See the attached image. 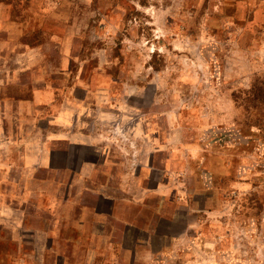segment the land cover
<instances>
[{
    "label": "rangeland",
    "instance_id": "obj_1",
    "mask_svg": "<svg viewBox=\"0 0 264 264\" xmlns=\"http://www.w3.org/2000/svg\"><path fill=\"white\" fill-rule=\"evenodd\" d=\"M0 264H264V0H0Z\"/></svg>",
    "mask_w": 264,
    "mask_h": 264
},
{
    "label": "crops",
    "instance_id": "obj_2",
    "mask_svg": "<svg viewBox=\"0 0 264 264\" xmlns=\"http://www.w3.org/2000/svg\"><path fill=\"white\" fill-rule=\"evenodd\" d=\"M47 162H49V160ZM86 168H89L90 170H92V172L96 171V167L94 165H92V166L91 165H86ZM82 170L78 174L79 175L78 177H80V180L85 181V180L88 179L87 176H90L91 173H84ZM74 177L76 178L77 175L74 176ZM89 188L83 187L82 191L80 192V195H82L85 192V190H87L88 194L92 195V197H91L92 201H88L89 203L87 202L85 204L84 203L81 204V202H78L80 204V206L84 207L86 210H89V212H94L100 218H102V217L108 218V216H112L115 213L116 207H118L117 206L118 205L117 204L118 203L117 199L114 196H112L111 194L102 193L100 191L97 192L96 190L91 189V188L89 189ZM105 202L108 203V207H110L106 212H104V211L99 209V207H104L103 204ZM119 203H120V201H119ZM80 222L82 223L81 225H83V227L85 229L89 226V225L87 226V222L86 221H80ZM136 256H137V254L133 253V257H136Z\"/></svg>",
    "mask_w": 264,
    "mask_h": 264
}]
</instances>
